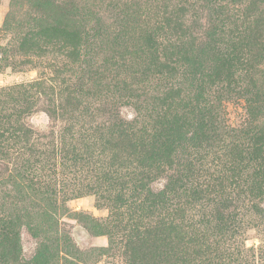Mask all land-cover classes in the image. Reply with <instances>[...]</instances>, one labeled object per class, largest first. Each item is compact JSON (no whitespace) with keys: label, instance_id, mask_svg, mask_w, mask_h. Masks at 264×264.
<instances>
[{"label":"trees","instance_id":"trees-1","mask_svg":"<svg viewBox=\"0 0 264 264\" xmlns=\"http://www.w3.org/2000/svg\"><path fill=\"white\" fill-rule=\"evenodd\" d=\"M23 1L28 11L4 16L0 30L13 40L0 57L42 69L13 86L17 107L0 110V176L18 196L0 208V264H77L59 255L77 249L58 233L64 207L25 198L50 186L43 163L56 160L90 166L82 191L107 215L87 220L125 264H264V16L206 11L201 30L171 44L163 71L155 29L125 3L102 14L80 0ZM176 77L191 89L182 103L169 100ZM164 87V100L122 116L121 106ZM229 99L244 102L236 126L225 118ZM40 100L63 123L46 149L20 119ZM22 227L42 238L29 258ZM250 230L257 245L247 244Z\"/></svg>","mask_w":264,"mask_h":264},{"label":"rangeland","instance_id":"rangeland-1","mask_svg":"<svg viewBox=\"0 0 264 264\" xmlns=\"http://www.w3.org/2000/svg\"><path fill=\"white\" fill-rule=\"evenodd\" d=\"M116 2L125 3L131 11H135L144 20L143 24L147 23L155 29V38L161 44L157 69L163 71L165 69L161 66L170 70L168 63L171 59V44H175L184 29H187V33L201 30L207 15L206 11H223L222 15L229 11V13L246 12L251 13L252 16H264V0H80L79 3L86 4V11H99L104 14V12L112 11L111 5L108 7V4ZM11 10L20 15L28 11V6L23 0H0V26H2L5 14ZM108 24L111 25L110 22ZM12 40V33L0 30V45H5ZM171 61L175 63V58L173 57ZM36 65L37 63L12 66L3 62L0 57V110L13 105L18 106L15 102L18 99V91L13 86L37 78L42 65L41 68ZM48 73L49 71L46 70L47 75ZM174 80L181 81L178 77ZM173 86L170 102L187 101L191 94L188 84L181 81ZM165 91V87L161 88V94L152 88L147 89L139 99H134L120 107L122 116L131 118L135 115L137 108L152 107V99L161 96L164 100L167 97ZM243 105L244 102L241 99H229L224 102L223 108L228 124L236 126L242 121ZM20 119L36 134L38 145L42 149L48 148L49 142L57 138L63 126V123L50 113L46 102L41 100L21 115ZM10 155L13 157L15 154ZM13 161L12 166L15 165L16 160L12 159ZM90 170V166L88 168L81 163L72 165L65 160H56L53 163L51 161L50 165L43 163V176L46 180L53 178L54 181H51L49 187L45 186L40 189L41 196L37 194L36 187L31 186L30 190L26 191L25 198L29 201L54 202L57 206L64 207V212L59 214L58 233L60 236H67L70 243L77 249L67 251L62 247L59 249L60 256L77 264H125L120 249H108V237L100 227V223L87 220L91 217L90 219L97 221L107 215L106 209L97 208L93 195L82 191L83 180L89 178ZM12 182L11 177L0 176V208L6 209L9 203L15 201V198L18 199ZM51 187L54 188L53 194H50ZM76 190L80 193L77 196L72 195ZM29 204L26 203V205ZM248 237L247 244H258L259 234L257 232L250 230ZM41 239V235L32 237L28 230L22 227L21 251L26 258L34 253ZM60 263H63L62 260Z\"/></svg>","mask_w":264,"mask_h":264}]
</instances>
